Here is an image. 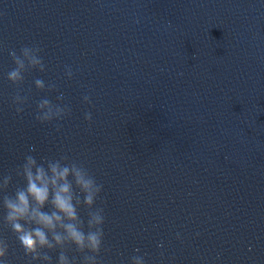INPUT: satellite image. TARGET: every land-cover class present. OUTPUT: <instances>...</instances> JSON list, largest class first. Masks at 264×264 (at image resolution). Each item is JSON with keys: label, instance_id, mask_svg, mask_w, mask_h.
<instances>
[{"label": "water", "instance_id": "water-1", "mask_svg": "<svg viewBox=\"0 0 264 264\" xmlns=\"http://www.w3.org/2000/svg\"><path fill=\"white\" fill-rule=\"evenodd\" d=\"M33 44L47 70L17 114L9 50ZM45 96L71 115L36 122ZM30 145L103 184L105 264H264V0H0V172Z\"/></svg>", "mask_w": 264, "mask_h": 264}, {"label": "clouds", "instance_id": "clouds-1", "mask_svg": "<svg viewBox=\"0 0 264 264\" xmlns=\"http://www.w3.org/2000/svg\"><path fill=\"white\" fill-rule=\"evenodd\" d=\"M42 51L38 44L9 50L14 66L7 71L6 79L16 89L11 106L17 114L24 112L31 94V88L22 87L25 74L47 70ZM64 75L73 77L70 65L64 66ZM33 84L46 93L58 90L55 82L42 78H35ZM63 98L60 93L56 100ZM82 99L91 103L87 94ZM71 111L69 104L54 103L45 96L36 101L33 118L40 124H49L65 119ZM84 120L91 122L92 113L86 111ZM59 127L57 123V131ZM35 151L36 146L30 145L20 164L0 172V264H11L9 238L4 230L15 237L26 264H105L102 252L108 248L104 240L103 184L83 161L67 153L38 158L32 154ZM176 238L181 239L179 232ZM147 255L134 248L127 264H148Z\"/></svg>", "mask_w": 264, "mask_h": 264}]
</instances>
